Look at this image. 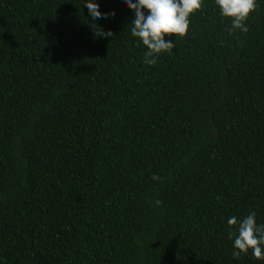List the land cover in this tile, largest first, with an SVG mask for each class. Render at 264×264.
<instances>
[{
  "label": "trees",
  "instance_id": "16d2710c",
  "mask_svg": "<svg viewBox=\"0 0 264 264\" xmlns=\"http://www.w3.org/2000/svg\"><path fill=\"white\" fill-rule=\"evenodd\" d=\"M98 3L111 39L81 0H0V264H264L227 225L264 223V0L231 35L203 0L153 66Z\"/></svg>",
  "mask_w": 264,
  "mask_h": 264
},
{
  "label": "clouds",
  "instance_id": "9594fccd",
  "mask_svg": "<svg viewBox=\"0 0 264 264\" xmlns=\"http://www.w3.org/2000/svg\"><path fill=\"white\" fill-rule=\"evenodd\" d=\"M122 4L132 13L130 34L138 38L146 51L142 63L153 66L161 53H171L175 44L172 35L183 37L187 34L189 17L201 9L203 0H113ZM87 10V19L93 35L100 39H111L110 32L103 29L100 21L115 22V13L100 11L98 0H81ZM220 15L231 18L229 35L233 30L246 31L244 21L257 7V0H215ZM153 180L159 177L153 175ZM162 201L155 200V206ZM228 238L232 240V257L239 259L241 254L251 250L257 260H264V223H258L256 212L250 211L245 217L231 216L227 219ZM234 228V231L232 230Z\"/></svg>",
  "mask_w": 264,
  "mask_h": 264
}]
</instances>
